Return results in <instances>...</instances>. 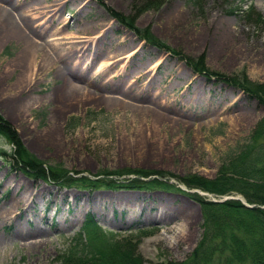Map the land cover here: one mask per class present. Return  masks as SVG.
Segmentation results:
<instances>
[{"label":"rangeland","instance_id":"obj_1","mask_svg":"<svg viewBox=\"0 0 264 264\" xmlns=\"http://www.w3.org/2000/svg\"><path fill=\"white\" fill-rule=\"evenodd\" d=\"M109 10L135 15L137 27L179 55L146 43ZM256 14L264 22V0H0V114L46 165L88 177L159 171L186 191L174 176L213 178L264 117L255 97L186 60L202 57L209 72L264 82ZM98 63L104 70L94 72ZM154 113L162 124L144 121ZM11 147L0 136V152ZM14 191L33 198L0 221V264H59L86 219L104 234L134 232L144 264L184 260L203 231L199 204L183 192L61 186L0 153V209ZM35 227L43 236L15 235Z\"/></svg>","mask_w":264,"mask_h":264},{"label":"trees","instance_id":"obj_2","mask_svg":"<svg viewBox=\"0 0 264 264\" xmlns=\"http://www.w3.org/2000/svg\"><path fill=\"white\" fill-rule=\"evenodd\" d=\"M109 13L146 43L179 55L153 35L149 28L137 27L134 24L135 15L126 16L112 10ZM245 14L249 17L255 14L251 5ZM256 15L258 22L264 23L260 14ZM186 61L196 72L205 74L209 79L238 87L264 106V82H252L242 75L226 77L221 73L209 72L202 57L196 61L187 58ZM0 136L13 145L10 152L1 150L0 153L6 155L14 167L61 186L78 189H166L183 192L196 201L203 217V231L197 245L182 261L170 260L158 264H264V117L252 129L246 142L223 163L213 178L198 173L174 176L188 190L199 189L218 196L236 193L241 195L247 205L239 199L213 201L197 192L182 190L176 184L163 180L165 174L159 171L125 169L101 171L93 177L72 175L61 164L46 165L30 153L15 129L1 114ZM82 231L83 235L78 234L65 251L57 254L56 261L59 264L146 262V258L137 250V240H133L134 236H131L134 232L120 237L112 233L104 234L90 219L84 221ZM137 232L149 233L141 228Z\"/></svg>","mask_w":264,"mask_h":264},{"label":"bare ground","instance_id":"obj_3","mask_svg":"<svg viewBox=\"0 0 264 264\" xmlns=\"http://www.w3.org/2000/svg\"><path fill=\"white\" fill-rule=\"evenodd\" d=\"M101 70H104L103 66H102V64L98 63L94 67V72H100ZM180 112L184 113V110L180 109ZM150 117H151V119L144 118V121L152 122L154 124H157V123H161L162 124L164 122V120H163L164 117L162 115H160V114H156V113H154V115L150 114ZM2 184L4 185V188H8L9 185H10L8 182H4ZM34 186H36V185L34 184ZM39 190H40V193H38V194L41 196L42 195L41 193L45 191V188L41 187ZM15 193L18 194V195H16ZM32 198H33L32 196L25 197V196H23V194H21V193L19 194V193L14 191V193H12V196H10V198L8 199V201L11 202L10 204H8V207H6L4 209H0V221L6 220L7 219L6 216H8V215L9 216L11 214L15 215L16 211L19 208H24V210H27L29 203L31 204L30 200ZM94 198H97V196H94ZM21 213H18V215L21 214ZM11 217H12V215H11ZM44 231L45 230L42 229L41 227H35V229H33L32 231H28V232L27 231H22V230H17L15 232V235L20 237V238H25V237H28L30 235H35V234L37 236H43Z\"/></svg>","mask_w":264,"mask_h":264}]
</instances>
